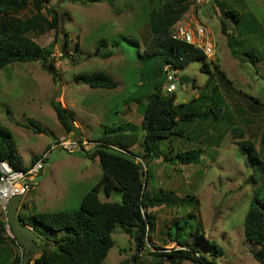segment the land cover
<instances>
[{"label":"rangeland","instance_id":"374dc122","mask_svg":"<svg viewBox=\"0 0 264 264\" xmlns=\"http://www.w3.org/2000/svg\"><path fill=\"white\" fill-rule=\"evenodd\" d=\"M221 3L226 10H235L244 23L254 28L252 34L238 35L231 20H227L230 27L228 32L235 36L237 42L235 49L238 54L235 56L228 46L227 35L221 31V12L218 9ZM49 8L58 17L55 27L45 26V29L31 31L28 35L40 46L50 50L59 80L54 83L39 61L16 62L3 67L0 70V125L10 131L25 165L30 163L32 156L40 154L61 136L67 135L80 142L81 146L73 153L61 148L52 151L43 173L35 179L40 181L39 186L26 193L25 198L33 201L18 210L25 223L32 225L29 215L44 211V199L38 198L42 192L44 195L55 190L58 194L54 192L50 199L61 198L52 200L51 207L46 209L48 211L78 208L82 196L101 176L98 158H87L86 155L91 154L98 140L105 136L104 128L125 122L140 124L142 115L140 108L137 109L138 101L146 103L147 96L152 92V87L140 86L142 80L137 75L141 66L140 56L130 55L117 45L112 56L101 58L96 49L99 42L104 40L107 43L104 49H110L112 41L119 36H124L128 42L137 39L141 54L145 41L152 34L151 16L156 20L161 17L165 24L171 22V32L181 26L193 30V24L200 22L207 28L209 39L214 45L213 59L206 58V63L214 74L213 84H217V91L225 106L221 111L223 117L218 122L206 120L193 125L186 123L184 127L191 130L188 135L172 139V151L200 148L203 150L200 162L172 165L161 159L155 160L147 186V191L152 194L161 187L167 192V198L180 199L186 193L194 195L199 201L198 211L194 209L192 212L195 216L188 214L184 220L173 224L174 218L182 213L187 214V204H184V212L178 206L150 209L158 228L152 234L151 241L147 242V248L142 251L138 263L131 260L134 254L133 239L116 224L112 232L114 244L101 264H120L125 260L127 264H150L153 260L151 253L162 251L156 247L161 246L164 251L179 248L174 243L165 245L159 239L165 237L166 232H170L169 238L180 242L192 239L199 242L203 238L210 242L212 251L217 245L222 255L209 256L214 257L217 264H260L250 252L256 246L246 239L243 220L263 173L259 178H254L257 165L253 166L247 154L239 151L236 142L240 139L253 142L264 161V0H115L93 3L49 0L42 9L48 21ZM34 12L35 6L31 0L16 17L24 19ZM202 37H206V31ZM246 52L253 53L256 58L252 54L248 56ZM215 63L219 64L228 80L217 75L213 66ZM202 64L201 60H193L174 74L177 78L176 89H179L177 92L175 89L176 103L188 102L199 93L204 96V105L213 102L203 86L209 73L201 70ZM91 71L108 74L117 81V86L113 89H92L75 79L80 72ZM171 73L167 69V74ZM183 75L194 79L197 88H192L191 81H180L179 77ZM163 83L165 86L166 78ZM52 100L71 111L75 119L74 127L80 128L66 134L51 106ZM195 108H199V104ZM229 114L233 124L243 129L241 138L232 136L225 117H229ZM29 120L38 124L41 132ZM82 141L87 144L83 145ZM164 144L166 152L169 143L164 141ZM130 151L139 156L142 154L139 143L131 146ZM44 172L47 176L45 180ZM57 183L62 185L60 189H54ZM98 196L103 202L121 201V193L116 191L109 197L99 191ZM168 224L171 226L166 228ZM11 236L4 226L0 231V263L11 264L13 258L20 254H23L25 262L24 247L15 245ZM35 240L34 245L41 247V241ZM194 246L201 248L200 243ZM38 255L39 252L35 251L27 262ZM165 264L194 263L184 260L180 263L167 261Z\"/></svg>","mask_w":264,"mask_h":264},{"label":"trees","instance_id":"16d2710c","mask_svg":"<svg viewBox=\"0 0 264 264\" xmlns=\"http://www.w3.org/2000/svg\"><path fill=\"white\" fill-rule=\"evenodd\" d=\"M29 1L31 0H0V70L16 62L39 61L41 67L51 75L53 82L57 83L59 79L50 50L40 46L28 35L31 31L45 29V26L55 27L58 21L57 14L49 8L47 12L50 20L48 21L42 9L43 4L45 5L49 0H32L35 6L34 14L24 19L16 17ZM67 1L93 3L115 0ZM182 1L186 0H177V2ZM218 9L221 12V31L227 35L228 46L232 55L235 56L238 54L235 49L237 42L235 36L228 32L230 27L227 20H231L238 35L252 34L254 28L244 23L235 10H226L224 4H219ZM151 21L152 34L145 41L141 54L139 41L133 39L132 42H128L124 40V36L113 40L110 49H104L107 45L104 40H101L96 47L101 58L112 56L117 45L130 55L139 54L141 66L137 75L142 82L144 81V83L140 82V86L152 87V92L147 96V102L138 101L137 108H140L142 115L140 124L125 122L118 126L104 128V132L110 135L105 134L98 140L95 150L86 155L89 158H98L101 168L98 181L82 196L76 209L35 212L29 215V220L33 222L30 226L36 233L35 239L41 241L39 246L42 250L37 257L30 259L27 263L23 262L21 254L17 255L11 264H30V262L33 264H101L114 244L112 232L116 224L120 225L133 239L134 254L131 260L138 263L141 261L142 251L147 248V242L151 241L152 234L158 228L156 218L150 209L178 206L184 212V204H187L189 207L187 214L182 213L179 216L182 219L174 218L173 224L184 220L188 214L195 216L192 212L194 209L198 211L199 201L194 198V195L186 193L185 197L174 199L167 198V192L161 187L154 194L147 191L148 177L152 175L153 161L158 159L172 165L198 164L203 150L190 147L173 153L172 139L188 135L191 129L184 127L186 123L193 125L206 120L218 122L220 117H223L221 111L225 109V106L217 91V84H213L214 74L209 70L203 51L192 44L173 38L170 30L171 22L165 24L164 19L160 17L156 20L154 16H151ZM246 54L248 56L252 54V57L256 58L253 53L246 52ZM193 60H201L203 62L201 70L209 73L203 86L207 96L213 99L212 103L204 105L202 93L188 102L176 103V92L164 91L163 82L167 78L166 66L180 71ZM213 66L220 78L228 80L219 64L215 63ZM75 79L92 89H113L117 86V81L102 71L80 72ZM179 80L186 83L191 81L192 88H197L195 80L186 75L179 77ZM212 84L213 86L210 87ZM254 100L258 102V99L254 98ZM198 104L199 108H195ZM51 106L64 132L69 134L75 131L73 113L63 108L60 102L52 100ZM225 117L228 119L232 136L241 138L244 135L243 129L233 124L231 114ZM29 122L41 132L38 124L33 120ZM164 141L169 143L166 152ZM136 143H139L141 147V156L130 151V147ZM236 144L241 153L247 154L251 164L257 165L254 168V178H259L263 173L262 181L254 189L244 215L243 227L246 239L256 246L250 250L253 258L260 264H264V161L261 160L253 142L240 139ZM37 157L38 155L32 156L30 164ZM136 158L141 161H136ZM2 160L7 161L15 169H24L27 166L10 131L0 125V161ZM143 168H145V174L141 177ZM99 191H102L106 197L115 191L120 192L121 201L103 202L98 197ZM170 192L173 193V191ZM20 217L24 221L23 217ZM4 224L5 222L0 223V231L4 229ZM170 224L166 228L170 227ZM166 233L165 237L161 236L163 243L172 241L179 248L173 247L169 251H164L161 246L156 247L162 251L151 253L153 260L150 264H165L167 261L180 263L184 260L194 264H217L214 257L222 255V250L217 245H214V251L210 250V242H206L203 238L199 242L196 239L180 242L169 238L170 232ZM10 239L18 246L14 237ZM196 243H200L201 248L194 246ZM127 262L125 260L120 264H127Z\"/></svg>","mask_w":264,"mask_h":264},{"label":"built area","instance_id":"2783aa9c","mask_svg":"<svg viewBox=\"0 0 264 264\" xmlns=\"http://www.w3.org/2000/svg\"><path fill=\"white\" fill-rule=\"evenodd\" d=\"M205 31L206 37H202ZM172 37L194 45L203 51L206 58L213 59L214 45L209 39L207 28H205L202 23H194L193 30L183 28L182 26L177 27L176 30L172 32ZM166 69L172 71L171 74H167V83L164 86V91L168 93L175 91L177 87V78L174 74L178 72V70H172L168 66H166ZM81 143L83 145L87 144L86 141H82ZM80 146V142L64 135L52 142L49 148H45L40 154H38L37 159L32 164L29 163L24 169H15L7 161H0V213L3 215L5 227H7L9 231L10 229L6 217V207L9 199L15 195H21L22 197L26 195V193L35 185V179L42 174L54 149L61 148L68 153H73L78 151ZM138 160L139 159L136 158V161ZM30 228L32 229V227ZM21 255L23 256V254ZM30 264H33V262H30Z\"/></svg>","mask_w":264,"mask_h":264},{"label":"water","instance_id":"95a60500","mask_svg":"<svg viewBox=\"0 0 264 264\" xmlns=\"http://www.w3.org/2000/svg\"><path fill=\"white\" fill-rule=\"evenodd\" d=\"M179 89H176V92ZM145 174L144 169H141V177ZM21 195H15L11 197L7 203L6 207V217L9 225L12 237L15 238L16 242L23 246L25 249V263L29 257L33 256V253L41 252L42 247H36L33 243V239L36 237V233L29 228L25 222L17 215V208L21 201ZM27 253H29L27 255Z\"/></svg>","mask_w":264,"mask_h":264},{"label":"crops","instance_id":"0c3cea01","mask_svg":"<svg viewBox=\"0 0 264 264\" xmlns=\"http://www.w3.org/2000/svg\"><path fill=\"white\" fill-rule=\"evenodd\" d=\"M208 31V30H207ZM138 109V108H137ZM141 122V121H140ZM76 128H80V126H76ZM69 135V134H68ZM23 158V157H22ZM87 158H89V157H87ZM95 158V157H94ZM93 159V158H92ZM24 160V159H23ZM25 162V161H24ZM28 165V164H27ZM45 169V168H44ZM43 173V172H42ZM47 176H45V172H44V180H45V178H46ZM55 181V180H54ZM54 183V182H53ZM37 184V185H36ZM39 184H40V181H36V183H35V185L32 187V189L33 188H36L35 186H39ZM52 186V185H51ZM60 187H62V185L61 184H56L55 185V187H54V189L55 188H59L60 189ZM36 190V189H35ZM55 192V190H52L51 191V193L50 194H44L43 195V192L40 194L39 193V195H38V198H40L41 200H42V198L44 199V202H43V205H44V211H38V212H45V211H48V210H46V209H48L47 207H51V204H50V202L52 201V200H55V199H61L60 197H55V198H53V199H50V195H52L53 193ZM58 193L57 192H55V195H57ZM26 196V195H25ZM25 196H23L22 198H21V201H20V203H19V205H18V208H17V215L19 214L18 213V210H19V208H21V207H25L26 205V203L27 202H29L30 204H31V201H33L32 199H30V198H25ZM99 197V196H98ZM50 199V200H49ZM100 199V198H99ZM36 212V211H35ZM35 212H33L32 214H34ZM20 215V214H19ZM21 216V215H20ZM19 216V217H20ZM2 222H5V220H4V218H3V215L0 213V223H2ZM25 222V221H24ZM4 226H5V224H4ZM28 227L30 226V225H27ZM12 237V236H11ZM159 239H161V241H162V238H160L159 237ZM167 243H174L175 244V242H172V241H168V242H165L164 244L166 245Z\"/></svg>","mask_w":264,"mask_h":264},{"label":"clouds","instance_id":"9594fccd","mask_svg":"<svg viewBox=\"0 0 264 264\" xmlns=\"http://www.w3.org/2000/svg\"><path fill=\"white\" fill-rule=\"evenodd\" d=\"M208 59V58H207ZM212 60V59H211Z\"/></svg>","mask_w":264,"mask_h":264}]
</instances>
